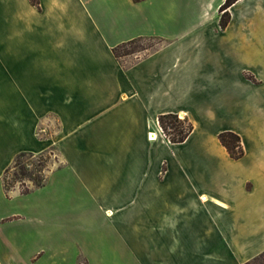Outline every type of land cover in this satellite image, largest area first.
<instances>
[{
	"label": "crops",
	"instance_id": "1",
	"mask_svg": "<svg viewBox=\"0 0 264 264\" xmlns=\"http://www.w3.org/2000/svg\"><path fill=\"white\" fill-rule=\"evenodd\" d=\"M223 2L0 0V264H264V0L233 2L224 28ZM135 38L158 43L114 55ZM49 148L42 185L5 189L17 154ZM66 168L56 200L17 203Z\"/></svg>",
	"mask_w": 264,
	"mask_h": 264
},
{
	"label": "rangeland",
	"instance_id": "2",
	"mask_svg": "<svg viewBox=\"0 0 264 264\" xmlns=\"http://www.w3.org/2000/svg\"><path fill=\"white\" fill-rule=\"evenodd\" d=\"M194 19V16H193ZM158 43L157 39L154 38H142L140 40H137L133 43L126 44L124 46L119 47L116 50V53L119 56L124 55L126 52H137L144 49H150L153 48ZM178 119H182L183 116L177 115ZM108 127L106 126L105 129ZM153 130V128H151ZM200 128L198 129V131ZM11 139V137L9 136ZM5 145L3 141H0V151L4 150L2 146ZM89 146L92 148L94 147H106L108 145H118V144H111V143H104V142H89ZM212 150V144H208L206 142H202V144L195 147V139L193 138V150ZM5 153V151L1 152ZM80 154L78 151V148L75 146L74 142H66L65 146L62 149V155L65 157L67 161L73 162L72 160L75 159V162L78 161L77 157ZM5 154H0V163L4 159L3 157ZM54 158V151L52 148H49L39 154H29V153H20L17 154L14 158L12 163L10 164L9 168L6 170L3 178L8 187H11L13 185H19L22 187L23 185L31 189L34 186V183H37L39 181L44 180L46 170L49 169L50 164L52 163V160ZM82 161V160H81ZM76 165V163H74ZM91 170V168H90ZM92 171V170H91ZM72 184L74 181L72 179V173L70 170L66 168V171L63 173H59V171L54 172L51 174L48 184L45 188H43L41 191L37 193H32L25 195L24 197L20 199H16L17 203H21L23 206L26 204L28 200L31 198L34 200H56L58 198V184L60 182ZM71 198H77L78 200L83 197L81 189H79L77 186L75 189L71 190L69 193ZM19 200V201H18Z\"/></svg>",
	"mask_w": 264,
	"mask_h": 264
},
{
	"label": "trees",
	"instance_id": "3",
	"mask_svg": "<svg viewBox=\"0 0 264 264\" xmlns=\"http://www.w3.org/2000/svg\"><path fill=\"white\" fill-rule=\"evenodd\" d=\"M32 3L36 4L38 0H30ZM134 2H138L141 0H133ZM236 0H224V2L219 7V25L224 28L228 21H229V13L227 11V8ZM142 38H135L132 39L126 43H123L121 45H118L112 49L115 56H119L116 53V50L124 46L126 44L133 43L137 40H140ZM131 52H126L125 54H128ZM157 122L159 127L161 128L163 134L171 143H179L185 140V138L188 136V134L191 132L193 126L190 121H188L187 118L178 119L177 114L175 113H163L158 115ZM217 138L221 145H223L228 153V155L234 159H237L242 156L243 149L240 142V137L232 132V131H221L217 134ZM45 180V177H44ZM44 180L39 181L37 183H34V186H40L44 183ZM4 187L5 189H9L4 181ZM30 189L26 186L20 187L21 193H27Z\"/></svg>",
	"mask_w": 264,
	"mask_h": 264
},
{
	"label": "bare ground",
	"instance_id": "4",
	"mask_svg": "<svg viewBox=\"0 0 264 264\" xmlns=\"http://www.w3.org/2000/svg\"><path fill=\"white\" fill-rule=\"evenodd\" d=\"M181 116H182V115H181ZM153 136H154V135L151 136V134H150V138H153Z\"/></svg>",
	"mask_w": 264,
	"mask_h": 264
},
{
	"label": "built area",
	"instance_id": "5",
	"mask_svg": "<svg viewBox=\"0 0 264 264\" xmlns=\"http://www.w3.org/2000/svg\"><path fill=\"white\" fill-rule=\"evenodd\" d=\"M147 137L149 138V135Z\"/></svg>",
	"mask_w": 264,
	"mask_h": 264
}]
</instances>
